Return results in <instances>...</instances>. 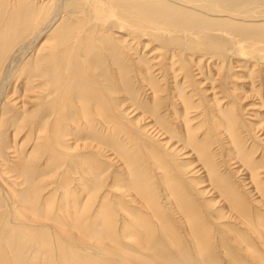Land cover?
<instances>
[{
  "label": "bare ground",
  "instance_id": "1",
  "mask_svg": "<svg viewBox=\"0 0 264 264\" xmlns=\"http://www.w3.org/2000/svg\"><path fill=\"white\" fill-rule=\"evenodd\" d=\"M264 264V0H0V264Z\"/></svg>",
  "mask_w": 264,
  "mask_h": 264
},
{
  "label": "rangeland",
  "instance_id": "2",
  "mask_svg": "<svg viewBox=\"0 0 264 264\" xmlns=\"http://www.w3.org/2000/svg\"><path fill=\"white\" fill-rule=\"evenodd\" d=\"M223 264H224V261H223Z\"/></svg>",
  "mask_w": 264,
  "mask_h": 264
}]
</instances>
